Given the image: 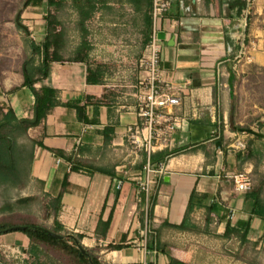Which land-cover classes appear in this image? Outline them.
<instances>
[{
	"label": "crops",
	"instance_id": "0c3cea01",
	"mask_svg": "<svg viewBox=\"0 0 264 264\" xmlns=\"http://www.w3.org/2000/svg\"><path fill=\"white\" fill-rule=\"evenodd\" d=\"M45 14V4L29 6L22 14L31 35L39 42L46 33ZM251 17L247 29L249 50L245 57L238 59V37L243 32L241 19L231 20L221 15L218 2L207 9L201 0H175L164 15L161 31L166 32L167 39L162 41L161 68L168 81L182 86L180 113L189 118L188 125L177 134L178 138L185 137V143H178L177 147L208 144L216 137L213 133L216 129L214 119L221 121L229 116L232 122L236 120L238 107L234 99L237 98V81L230 83L229 66L238 78L240 71L245 74V79L253 65L264 66V0H257ZM89 28L91 57L96 52L103 61L105 83H87V65L83 62L55 61L51 63L49 76L37 83L36 87L59 89L62 101L85 105L88 120L97 119L98 122L83 121L75 107L59 105L39 123L31 126L28 134L38 142L32 164L31 185L37 193L57 194L68 175L69 184L63 193L59 218L68 234L81 236V243L95 249L105 263L145 264L155 260L156 264H170L172 258H177L189 264H196V261L203 264L205 256L198 255V250L195 253L186 250L183 244L190 240L193 242V239L197 242V239H215L221 243L219 246L228 250L232 241L219 236L224 233L229 219L235 223L247 219L248 214L245 211L244 193L235 190L227 174L252 170L256 164L264 171V124H249L253 132L263 134V137H258L256 133L248 131L249 159L242 161L237 157V152L228 149L226 152L222 147L216 153L215 146L217 159L212 173L208 172L211 165L203 164L205 151H191V147H188L169 159L168 173L156 177L147 196L134 180L142 171L139 165L129 166L127 176L118 170L128 145V126L138 120L132 86L138 82L141 72L130 69L125 74L111 73L108 64L111 52H115V58L126 61L130 68L134 63L138 66L141 57L138 58L139 54H136L139 52L136 37L141 34L144 39V16L136 10L133 0H112L97 10L89 22ZM171 37H175L173 44L169 43ZM128 42L130 44L124 45ZM2 73L0 117L10 106L19 118H32L35 96L30 88L21 85L22 65L6 67ZM215 87L218 89L217 102ZM112 89L111 104L102 102L95 109L94 102L86 100L88 95L107 99ZM235 123L244 126L243 121ZM232 129L236 130L234 127ZM51 149L74 153L88 166L72 170V164ZM193 155L200 160L193 159ZM98 169L114 171L115 175ZM117 177L124 180L121 188L115 182ZM195 187L200 193L214 195L224 206L225 218L218 222L215 216L211 234L182 231L165 224L166 221L173 225L182 223ZM153 198L156 201L152 225L161 226L159 244L167 245L165 251L156 250V255L152 251L145 252L143 248L141 231L144 226L140 220V210L146 209L147 204L150 208ZM111 214V224L104 236L102 230L97 232L98 223L100 219L107 221ZM204 217L203 208L192 213L193 222L204 224ZM263 232L264 221L255 218L250 238L256 240ZM4 235L9 233L0 235V249L4 244L29 246L27 236L26 241L17 245L15 236ZM120 243L125 244L121 249L108 248L109 244Z\"/></svg>",
	"mask_w": 264,
	"mask_h": 264
},
{
	"label": "trees",
	"instance_id": "16d2710c",
	"mask_svg": "<svg viewBox=\"0 0 264 264\" xmlns=\"http://www.w3.org/2000/svg\"><path fill=\"white\" fill-rule=\"evenodd\" d=\"M112 0H19L17 4L11 6L9 12H13L15 26L28 33V27L23 24L22 14L29 6H40L45 4V27L46 33L40 42H35L32 39L27 40L28 52H25V58L21 62L23 81L22 86H27L32 90L35 96L34 116L32 118H19L13 109L8 106L2 117H0V186L7 188L23 189L31 185L32 164L34 160L35 147L38 144L32 139L29 134V128L39 123L53 109L59 105L66 107H75L78 116L83 121L98 122L97 119L88 120L86 116L85 105H80L78 102L62 101L60 98L59 89L47 86L36 87L37 83L45 80L50 74L51 63L55 61L83 62L87 65L86 81L90 84L105 83L103 71L104 66L100 62H96L91 57L92 42L90 39L89 22L95 16L97 10L110 3ZM207 9L211 8L215 2H218L220 14L233 19H241L246 8L245 0H201ZM136 10L140 11L144 16V39L142 42L143 50L151 39L153 32V16H152V0H133ZM70 8L75 15V30L78 34L79 41L73 49H69L70 36L67 30L66 21L62 18V13ZM252 19V17H251ZM250 19V20H251ZM229 41H231L228 38ZM0 48V80H3V69L11 68L7 63L8 58L1 56ZM238 50V48L236 49ZM6 61V62H5ZM230 70V83L234 84L239 78L236 76L232 67ZM263 74V75H262ZM264 81V66L253 65L246 75L248 86L255 83L254 80ZM260 88L264 91V82ZM114 90H110L107 99H98L93 96H86V100L91 99L97 109L102 102L111 104L113 100ZM217 87L214 88L215 101L217 102L218 95ZM95 100V101H93ZM87 104V102H86ZM97 113V112H96ZM264 124V123H263ZM217 126V123L215 124ZM236 130H247L252 133L253 130L249 126H235ZM258 137H263V134L256 133ZM221 141L222 149L227 152L228 140L221 133L215 137L212 142L216 146V142ZM191 147V151L203 149L210 156L211 169L208 172L214 173V166L217 159L214 154V148H210L208 144H199L191 146L186 144L181 147H176L173 150H164L152 156L151 161L154 166H157L161 161H166L184 149ZM57 156L64 157L71 164L72 170L84 169L88 165L76 157L74 153L68 154L60 149H51ZM229 150V149H228ZM230 151V150H229ZM237 152V157L242 161L249 159L251 150L248 146L246 152ZM145 161L138 165L142 168ZM206 169V168H205ZM106 174L115 175L114 171L98 169ZM245 171V170H242ZM226 172L224 173L225 180ZM253 178L252 188L244 193L245 211L248 218L238 220L232 223L228 220L224 233L219 237L232 241L238 246L236 255L242 257L244 252L250 246L257 248L264 242V232L256 240L250 238L252 223L255 218H260L264 221V171L260 170L258 165H254L251 170ZM229 180L234 184L233 179ZM69 184L68 175L65 176L62 183V188L57 194L46 192L35 193L28 196L19 197L11 206L9 204L3 206L4 209L13 211L16 206L31 205L35 202L42 206L44 218H52L50 226L41 224L35 220H14L11 216L0 215V235L20 231L29 239V246L23 248L31 253L34 257L33 264H108L103 262L95 249L87 248L81 243V236H73L68 234L59 218L62 210V197ZM156 199L153 198L150 204L148 213L145 209L140 210V220L145 225L146 215L150 220V232L148 233V248L150 250L165 251L167 245L159 244L160 227L152 225L154 220V205ZM203 208L205 210V223L199 224L192 221V213L196 209ZM10 214V213H9ZM215 216L218 222L225 218L224 206L218 201L214 195L210 193H200L195 187L190 195L188 207L184 220L181 224H170L173 228L182 231H193L196 233L211 234L213 229L211 224L215 221ZM112 214L107 221L100 219L97 227V232H101L105 236L107 229L111 224ZM14 226H26L24 230H13ZM104 228V229H102ZM51 232L60 234L61 238H55ZM125 244H109L110 249H121ZM85 250V252H83ZM245 256V255H244ZM0 264H6L0 261ZM170 264H189L177 258H172Z\"/></svg>",
	"mask_w": 264,
	"mask_h": 264
},
{
	"label": "built area",
	"instance_id": "2783aa9c",
	"mask_svg": "<svg viewBox=\"0 0 264 264\" xmlns=\"http://www.w3.org/2000/svg\"><path fill=\"white\" fill-rule=\"evenodd\" d=\"M246 8L241 17V32L239 38L240 47L238 59L245 57L248 53L250 43L247 42V29L250 17L254 12L257 0H245ZM175 0H152L153 32L150 41L145 46L139 60L141 73L137 83L133 84V95L136 99V111L138 120L135 124L129 125L127 129L128 145L123 163L119 166V172L123 176L129 174V166H137L145 161L142 171L134 177L140 190L148 196L151 186L155 183L157 176H164L168 173L169 158L154 166L151 158L156 153L164 150H173L178 143H185V137H177L178 132L184 130L188 125V116L180 113L182 106V86L167 80L161 68L163 58L162 39L159 37L161 21L168 12ZM213 133L220 136L223 133L228 140V149L232 151L246 152L249 132L247 130H233L229 127L228 120L219 121ZM227 176L234 181L235 190L239 193L249 191L253 186L251 170L228 173ZM118 188H121L123 178H115ZM149 205L146 206V214ZM150 220L146 215L145 225L141 231L142 245L145 252L156 250L148 248V233L150 232ZM3 255L24 259L27 254L19 246L4 244L1 246ZM145 264H156L155 260Z\"/></svg>",
	"mask_w": 264,
	"mask_h": 264
},
{
	"label": "rangeland",
	"instance_id": "374dc122",
	"mask_svg": "<svg viewBox=\"0 0 264 264\" xmlns=\"http://www.w3.org/2000/svg\"><path fill=\"white\" fill-rule=\"evenodd\" d=\"M17 2H19V0H0V48L2 49L1 56L8 58L7 63L10 67L19 66L25 58V52H28L27 40L32 39L35 42H39L31 35L27 23L24 22V18H22L23 24L28 27V33H25L23 30L18 29L15 26L13 19L9 20V17L12 18V15H14L13 12H9V9H11V6H13L14 4H17ZM62 18L66 21L67 30L70 36L69 49H73L79 41L78 34L75 30V15L73 13V10L67 8L62 13ZM136 39V45L139 48V52H136V54H139L137 56L139 58L143 53V37L141 34H138ZM128 44L130 43L128 42L124 45ZM92 55V59H94L96 62L103 63L96 52H93ZM111 55L112 57L110 56L109 59L110 63H108L111 73L121 72L125 74L130 69L137 70V73L141 72L139 62L138 66H135L134 63L132 65V68H130L131 65H129L126 61H119L120 59L115 58V52H111ZM244 75L245 74L240 71V77L237 80L236 87L237 98L234 99V102L237 104L238 110L237 114L235 115V121L233 120L232 122L231 118L228 116L227 120L230 128H233L235 126H243L239 123H235L240 121H243L244 126H249V124L262 126L264 123V91L260 88V86H263L262 84L264 81L259 82L260 80H262L261 78H259L258 81L254 80L255 83H251V85L248 86L247 79H245ZM208 144L210 148L215 149L213 142H209ZM187 155L189 156V154ZM194 155L192 156L193 159H199L198 156ZM187 159L189 158L187 157ZM210 161V156L205 153L203 156V164H207ZM35 193L37 194V191L33 189V185H29L28 187L23 189H13L0 186V215H9L17 221L24 219L35 220L41 224L50 226L53 223L52 218L45 219L44 211L41 209L42 206L36 202L34 204L26 206H16L13 211L6 209L1 211V208L3 206L7 204L11 206V204H13L19 197L28 196ZM8 236H15L18 243L17 245L22 244L27 240L26 235L20 231H14V233L9 232V235H4V237ZM193 240V242H191L192 240H190V242L184 243L183 248L189 250L192 253H195L196 250H198V255L205 256L203 258V264H264V242L257 248H253L252 246H250L249 249L244 252L245 256L242 255L241 257L239 255H236L238 246L233 242L229 244L228 250L227 248L224 250V248H222L223 246H219L221 245V243L219 244V242L215 239H211L212 241L210 239H197L199 242L195 241V239ZM19 247L22 251L24 250L23 248H27L21 245H19ZM25 252L27 256L22 260L12 256L6 257L5 255H3V250L1 248L0 261L5 262L6 264H33L32 261L34 257L31 255V253L27 251ZM197 263L200 264L199 261H196V264Z\"/></svg>",
	"mask_w": 264,
	"mask_h": 264
},
{
	"label": "water",
	"instance_id": "95a60500",
	"mask_svg": "<svg viewBox=\"0 0 264 264\" xmlns=\"http://www.w3.org/2000/svg\"><path fill=\"white\" fill-rule=\"evenodd\" d=\"M159 37L162 39V40H166L167 39V36H166V32L165 31H160L159 32ZM170 44H173L175 43V37H171V41L169 42ZM222 147V143L221 141H217L216 142V153L218 150H220ZM167 180V178H166ZM26 228V226H14L12 229L13 230H24ZM51 234L55 237V238H61L62 236L60 234H57V233H54V232H51ZM83 252H85V250H83Z\"/></svg>",
	"mask_w": 264,
	"mask_h": 264
}]
</instances>
